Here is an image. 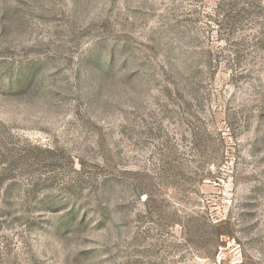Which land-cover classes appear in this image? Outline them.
Returning a JSON list of instances; mask_svg holds the SVG:
<instances>
[{
	"label": "rangeland",
	"instance_id": "obj_1",
	"mask_svg": "<svg viewBox=\"0 0 264 264\" xmlns=\"http://www.w3.org/2000/svg\"><path fill=\"white\" fill-rule=\"evenodd\" d=\"M0 264H264V0H0Z\"/></svg>",
	"mask_w": 264,
	"mask_h": 264
}]
</instances>
